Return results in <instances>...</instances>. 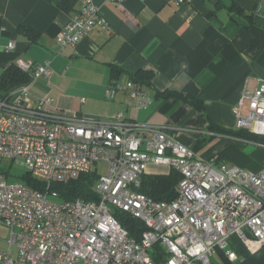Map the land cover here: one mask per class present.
<instances>
[{"label": "built area", "instance_id": "1", "mask_svg": "<svg viewBox=\"0 0 264 264\" xmlns=\"http://www.w3.org/2000/svg\"><path fill=\"white\" fill-rule=\"evenodd\" d=\"M97 25L110 29L95 2L81 0L56 41L60 47L75 46ZM17 65L33 71L34 79L52 75L49 62L19 60ZM114 83L106 97L123 90L139 107L152 102L140 84ZM29 93V84H23L0 97V157L21 159L28 172L48 184L95 171L99 199L62 200L56 191L10 182L0 173V225L11 228L0 264H213L220 251L236 258L232 236L251 251L264 246V167L260 172L228 167L219 155L203 157L165 129L136 124L122 112L80 116L54 106L52 97L31 105ZM244 97L249 109L237 113L236 128L264 135V80ZM99 163L107 166L106 174L99 173ZM151 164L181 174L174 199L155 200L140 191ZM118 211L144 223L139 238L121 224Z\"/></svg>", "mask_w": 264, "mask_h": 264}, {"label": "crops", "instance_id": "2", "mask_svg": "<svg viewBox=\"0 0 264 264\" xmlns=\"http://www.w3.org/2000/svg\"><path fill=\"white\" fill-rule=\"evenodd\" d=\"M93 1L110 29L97 25L77 45L60 47L57 35L78 12L81 0H0V75L19 60L49 62V79H34L29 70L28 104L52 97L54 106L80 116L122 112L127 120L165 129L189 146L200 138L221 136L225 140L217 143L214 154L228 167L260 172L264 160L254 161L251 153L264 151L261 147L245 140L247 145L240 147L208 126L212 121L236 127L237 113L249 109L244 95L264 80V0H188L181 5L171 0ZM234 4L252 16L232 9ZM20 24L38 32V41L20 30ZM115 66L123 70L116 74ZM139 69L155 71L151 86L140 84L152 98L147 107L136 105L123 90L106 97L113 81L125 86ZM124 76L128 79L122 82ZM165 89L196 94L205 109L157 95ZM156 167L161 166L149 165L147 173ZM243 249L249 252L246 256L233 249L236 258H227L236 264H264V246L251 251L243 243ZM212 260L223 261L221 254Z\"/></svg>", "mask_w": 264, "mask_h": 264}, {"label": "trees", "instance_id": "3", "mask_svg": "<svg viewBox=\"0 0 264 264\" xmlns=\"http://www.w3.org/2000/svg\"><path fill=\"white\" fill-rule=\"evenodd\" d=\"M231 8L235 9L237 12L243 14L247 18L252 16L239 5L234 4ZM19 29L34 34L33 40L35 42L38 41L39 33L36 32L31 26L27 24H20ZM114 69L116 74L123 70L116 66ZM154 75L155 71L153 69H139L135 72H132L130 77L135 83L151 86ZM31 79L32 75L29 71L22 70L17 64L9 65L0 75V97H3L7 93L23 84H28ZM157 95H162L166 98H177L198 110L205 109L204 100L196 94L165 89L163 91H157ZM208 127L213 132L232 137L233 139L253 141L264 145V135L252 132L249 128L226 127L212 121L209 123ZM211 138L212 137L210 136L208 138L197 139L191 147L198 151L200 148L205 146ZM181 177V174L174 169H171L169 173H145L141 179L142 184L140 191L155 200H172L177 195L176 189ZM23 179L24 182L39 190L56 191L59 195V199L62 200L75 198H82L84 200L99 199V195L94 189L98 180V174L95 171L82 174L77 179H73L68 182H54L51 184L34 177L28 171H26V173L23 175ZM116 216L121 224L129 230L130 234L136 238H139L140 233L146 228L142 221L131 217L126 212L118 211L116 212ZM230 247L245 256L249 253L243 249V243L236 236L231 237ZM220 254L223 260L222 264H236L231 262L222 251H220Z\"/></svg>", "mask_w": 264, "mask_h": 264}, {"label": "rangeland", "instance_id": "4", "mask_svg": "<svg viewBox=\"0 0 264 264\" xmlns=\"http://www.w3.org/2000/svg\"><path fill=\"white\" fill-rule=\"evenodd\" d=\"M128 78L126 76H124L121 81L125 82ZM222 139L225 140V138H222L221 136H213L205 146H203L202 148H200L197 152L199 155L203 156V157H210L214 154V150L216 149L217 143L219 141H221ZM234 142L241 147V145H247L244 143V140L242 139H235ZM246 142V140H245ZM250 142V144H253V147H258L257 149H263L264 150V145L253 142V141H248ZM234 143V144H235ZM250 146V145H249ZM262 151V150H261ZM255 151L253 153H251V157L254 159V161L258 162V163H262L264 160V151ZM212 153V155L207 156V154ZM157 165V164H155ZM99 167V173L100 174H106L107 172V166L104 164H98L97 165ZM158 166L161 167H156V168H151V172L152 173H169L171 171V168L169 166H162L161 164H158ZM243 167V166H242ZM247 170H250L248 167H243ZM27 168L24 165V162L21 159H17L15 161L12 160H8V159H2L0 157V173H3L5 175H8L7 179L10 182H24L23 179V175L26 173ZM11 236V228L9 226H6L4 224L0 225V238H1V242H0V248L3 250H8L9 249V243L7 242V240L10 239ZM237 237V236H236ZM238 238V237H237ZM239 239V238H238ZM230 244H231V239H230ZM14 256L17 257V253H18V249L17 247H13L12 248ZM217 254L219 255L220 252H217Z\"/></svg>", "mask_w": 264, "mask_h": 264}, {"label": "water", "instance_id": "5", "mask_svg": "<svg viewBox=\"0 0 264 264\" xmlns=\"http://www.w3.org/2000/svg\"><path fill=\"white\" fill-rule=\"evenodd\" d=\"M253 131V130H252Z\"/></svg>", "mask_w": 264, "mask_h": 264}]
</instances>
